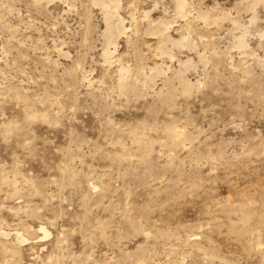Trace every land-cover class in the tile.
<instances>
[{
  "label": "rangeland",
  "instance_id": "374dc122",
  "mask_svg": "<svg viewBox=\"0 0 264 264\" xmlns=\"http://www.w3.org/2000/svg\"><path fill=\"white\" fill-rule=\"evenodd\" d=\"M185 1L0 0V264H264V0Z\"/></svg>",
  "mask_w": 264,
  "mask_h": 264
},
{
  "label": "bare ground",
  "instance_id": "6f19581e",
  "mask_svg": "<svg viewBox=\"0 0 264 264\" xmlns=\"http://www.w3.org/2000/svg\"><path fill=\"white\" fill-rule=\"evenodd\" d=\"M186 1L185 0H178V9L179 10H184L185 9V7H186ZM114 9H118V3H114ZM106 8H111V5H107L106 4ZM206 18V17H205ZM114 27V26H113ZM113 27L112 26H109V28H108V33L109 34H112V32H113ZM240 46L241 47H246V44H245V40H244V37L242 36V37H240ZM107 52V51H106ZM105 55H108V53H106ZM109 56V55H108ZM179 134V133H178ZM3 231V230H2ZM38 231L40 232V233H42L43 234V236L41 237L42 239H44V238H46V237H48L50 234H51V232H50V230L48 229V227L45 225V224H41L40 226H39V228H38ZM9 233V232H8ZM7 233V234H8ZM2 234H4V233H2ZM9 235V234H8ZM18 240H20L21 242H25V241H27L28 240V238L27 237H25L24 236V234L23 233H18Z\"/></svg>",
  "mask_w": 264,
  "mask_h": 264
}]
</instances>
